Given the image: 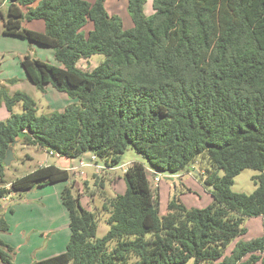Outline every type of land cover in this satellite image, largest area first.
<instances>
[{"label": "trees", "instance_id": "1", "mask_svg": "<svg viewBox=\"0 0 264 264\" xmlns=\"http://www.w3.org/2000/svg\"><path fill=\"white\" fill-rule=\"evenodd\" d=\"M146 1L129 0L134 26L125 29L108 14L106 0H0L8 3L0 11L3 33L53 49L64 66L25 56L30 82L40 90L51 84L76 101L37 116L30 96L0 92L10 113L0 122V184L13 143L60 158L106 157L109 168L133 148L158 173H185L209 159L205 185L214 188V202L189 210L172 200L161 217L157 189L135 162L124 174L125 193L104 200L110 229L103 238H97V215L65 187L66 251L33 264H264V235L225 255L246 233V218L261 217L264 229V0H154L150 17ZM35 20L45 22V32L23 26ZM88 22L93 30L86 35ZM94 55L106 60L91 72L77 68ZM17 102L21 114L13 113ZM246 169L260 172L258 188L234 193V179ZM69 178L65 168L40 166L0 187V199ZM9 229L0 215V233ZM13 252L0 239L3 264H13Z\"/></svg>", "mask_w": 264, "mask_h": 264}, {"label": "rangeland", "instance_id": "2", "mask_svg": "<svg viewBox=\"0 0 264 264\" xmlns=\"http://www.w3.org/2000/svg\"><path fill=\"white\" fill-rule=\"evenodd\" d=\"M153 2L154 0L146 1L144 6L146 17L152 16L155 12ZM128 4L129 0L105 2L108 14L118 18L125 29L134 26ZM2 5L0 11L6 13L7 5L5 7ZM23 26L37 32H45L46 29L42 20L24 21ZM3 29L4 25L0 21V92L5 91L10 97L17 93L30 96L36 102L37 116L63 112L70 104L76 103L66 94L58 92L51 84L46 85L43 90L38 89L30 82L21 65L25 56H30L64 68L56 60L54 50L21 37L6 35ZM91 30L93 23L88 22L83 32L87 35ZM105 60L106 57L103 55H94L89 59L79 60L76 66L84 72H91ZM13 113H23L22 102L15 104ZM9 117L10 113L0 98V122H6ZM14 156V162L6 169L5 183L0 184L1 188H9L15 180L35 171L41 165L65 168L69 171L70 178L64 182L36 186L22 193H7L5 198L0 199L2 206L0 215L6 218L10 226L8 232L0 233V239L13 248V264H33L66 251L71 232L68 211L62 203L61 193L67 186L71 187L75 197H80L84 209L97 215V238H103L110 229L107 223L108 214L102 210L104 200L125 193L124 174L135 162L145 166L152 189H157L161 217L168 213V205L172 200L179 201L189 210L204 209L214 202L210 192L212 187L205 185L206 169L210 167L207 158L198 160L190 166L188 172L169 174L156 172L149 161L133 148H129L121 156V163L113 168L107 166L106 157L97 158L95 163L81 167L80 160L86 161L90 155L77 159L60 158L22 142L14 146ZM223 174L221 171L220 176ZM259 174L260 172L255 170H243L234 179L231 190L234 193L253 194L258 188L254 178ZM156 177L160 178L157 187L154 184ZM242 227L246 233L230 243L225 255L233 251L236 243L248 242L264 235L261 217L246 218ZM115 246V242L111 244V248ZM0 264H3L1 260ZM189 264H193V261Z\"/></svg>", "mask_w": 264, "mask_h": 264}, {"label": "water", "instance_id": "3", "mask_svg": "<svg viewBox=\"0 0 264 264\" xmlns=\"http://www.w3.org/2000/svg\"><path fill=\"white\" fill-rule=\"evenodd\" d=\"M16 145V143H13L10 147H9V149H8V151H7V154H6V157H5V159H4V165L6 166V167H9L13 162H14V160H15V156H14V146ZM212 189H214L213 187H212Z\"/></svg>", "mask_w": 264, "mask_h": 264}, {"label": "built area", "instance_id": "4", "mask_svg": "<svg viewBox=\"0 0 264 264\" xmlns=\"http://www.w3.org/2000/svg\"><path fill=\"white\" fill-rule=\"evenodd\" d=\"M50 155H54V154L53 153H50ZM95 162H96V158L95 157H91L90 160H86V161L80 160V166L83 167V166H85L87 164H93ZM159 182H160V178H158V177L154 178L155 187L158 186V183Z\"/></svg>", "mask_w": 264, "mask_h": 264}, {"label": "crops", "instance_id": "5", "mask_svg": "<svg viewBox=\"0 0 264 264\" xmlns=\"http://www.w3.org/2000/svg\"><path fill=\"white\" fill-rule=\"evenodd\" d=\"M5 5H7V7H8V3H7V2H4L2 6L5 7ZM0 21H2V20H0ZM2 23H3V22H2ZM25 28H26V27H25ZM27 29H28V28H27ZM41 166H42V165H41ZM44 166H45V165H44ZM58 167H59V166H58ZM147 175H148V174H147ZM54 187H56V186H54ZM56 191H57V190H56ZM54 256H55V255H54Z\"/></svg>", "mask_w": 264, "mask_h": 264}]
</instances>
